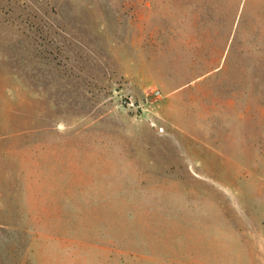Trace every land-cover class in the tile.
Listing matches in <instances>:
<instances>
[{
    "label": "rangeland",
    "instance_id": "rangeland-1",
    "mask_svg": "<svg viewBox=\"0 0 264 264\" xmlns=\"http://www.w3.org/2000/svg\"><path fill=\"white\" fill-rule=\"evenodd\" d=\"M0 264H264V0H0Z\"/></svg>",
    "mask_w": 264,
    "mask_h": 264
},
{
    "label": "built area",
    "instance_id": "built-area-1",
    "mask_svg": "<svg viewBox=\"0 0 264 264\" xmlns=\"http://www.w3.org/2000/svg\"><path fill=\"white\" fill-rule=\"evenodd\" d=\"M157 94H159V93H157Z\"/></svg>",
    "mask_w": 264,
    "mask_h": 264
},
{
    "label": "crops",
    "instance_id": "crops-1",
    "mask_svg": "<svg viewBox=\"0 0 264 264\" xmlns=\"http://www.w3.org/2000/svg\"><path fill=\"white\" fill-rule=\"evenodd\" d=\"M186 89V88H185Z\"/></svg>",
    "mask_w": 264,
    "mask_h": 264
}]
</instances>
